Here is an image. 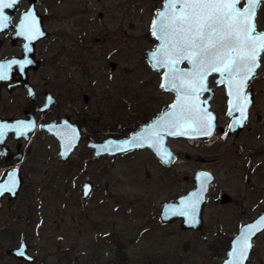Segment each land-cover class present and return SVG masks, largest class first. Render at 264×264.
Returning a JSON list of instances; mask_svg holds the SVG:
<instances>
[{"label": "rangeland", "instance_id": "374dc122", "mask_svg": "<svg viewBox=\"0 0 264 264\" xmlns=\"http://www.w3.org/2000/svg\"><path fill=\"white\" fill-rule=\"evenodd\" d=\"M102 1L84 16L70 14V2L59 10L54 0H40L50 36L37 46V57L76 63V85L83 73L90 83L81 89L89 96V110L86 113L82 97L68 106L71 120L82 123L83 136L68 161L59 158L57 140L38 129L22 142L23 185L15 200L0 199V264H29L7 253L21 236L36 258L32 264H220L238 226L264 210V174L244 166L247 133L234 144L226 140L216 147L210 139L202 144L171 138L168 144L178 160L170 167L162 166L148 149L93 157L88 141L127 137L173 99V93H164L159 85L161 72L145 60L156 41L148 23L151 0ZM97 11L105 15L101 21ZM258 25L264 26V5ZM110 61L116 63L115 70H110ZM261 62L264 69V53ZM51 65L44 64L34 80L42 75L52 83ZM262 80L257 82L259 90L264 88ZM63 105L58 114L69 113L65 100ZM212 109L224 125L221 88ZM7 164L0 160V175ZM198 170L213 173L214 190L228 192L245 206L244 212L239 214L238 203L221 207L211 201L204 206L201 233L180 229V220L161 223L160 206L190 190ZM84 181L93 184L87 199L81 193ZM247 264H264V231L255 239Z\"/></svg>", "mask_w": 264, "mask_h": 264}, {"label": "water", "instance_id": "95a60500", "mask_svg": "<svg viewBox=\"0 0 264 264\" xmlns=\"http://www.w3.org/2000/svg\"><path fill=\"white\" fill-rule=\"evenodd\" d=\"M28 7L20 15L17 26L15 27L16 33L25 39V44L22 46L23 56L21 59H2L0 60V88L2 85L8 83L7 76V62L6 61H28V65L32 61H36L34 58L35 44L48 36L42 23V16L36 9L37 0H26ZM6 3H10L11 0H5ZM19 0L11 8H4L3 14L10 17V14H6V9L13 11L16 8ZM169 0H164L163 5L158 9L154 15L151 32L156 39V43L150 50L145 53V59L150 68L156 72H161L160 76V87L164 93L172 92L173 99L169 104L168 108L161 111L152 120L147 121L140 125L139 129L133 131L129 136L122 138L107 137L99 142L88 141L87 147L93 149V157L98 158L104 155L114 156L120 155L126 152L148 149L155 158L164 167H170L177 162V154L173 152L168 144V140L171 138L181 139H200L209 138L216 127L217 116L211 109V99L214 94L215 86H223L228 101V112L230 116L234 113L237 117L230 124L229 133L232 130H238L243 126L246 119H243L239 108H244V113L247 117V110L251 101H242L244 91L246 89L247 80L242 93L238 96L236 90L229 86L227 77L222 76L220 73H211L206 77L204 81V89L199 92L192 94L188 97L189 101L203 114L211 115L210 126L197 129L195 126L188 127L186 122L180 126H173V121L169 119L168 114L173 113V105L177 104L180 100L181 93L173 89L166 79V72L168 71L165 67H159L157 61L153 58V53H158L162 45V40L159 39L157 29L153 28L154 22H160L165 16L171 11H179L180 4H176L175 9L168 7ZM247 5V0H246ZM257 12V10H256ZM256 16V15H255ZM7 22L0 23V33L6 31ZM157 33V34H154ZM264 33V31L258 32ZM1 45V41H0ZM263 54V53H262ZM261 54V56H262ZM260 56V57H261ZM260 59V58H259ZM259 63V60H258ZM186 64V66H183ZM111 68L115 67L114 63L110 64ZM181 70H191L192 65L184 60L179 64ZM258 68V67H257ZM255 69V73L256 70ZM214 76L213 86L209 85V78ZM23 82L27 85L29 94L33 93L32 87L26 82L25 71L23 73ZM164 84L165 87L161 85ZM45 108V107H42ZM242 123H238L241 121ZM37 129L35 120L33 117L22 120H9L7 118H0V159H4L5 162L9 161H20L21 153L18 151L12 153L6 145L8 134L13 135L15 141L24 140L28 141L30 134ZM38 129L44 131L49 136L54 137L58 142L59 152L58 156L62 161H68L70 156L80 146L82 136L77 124L69 122L67 119H62L60 123L50 122L39 126ZM172 132L177 133L176 135L171 134ZM213 176L209 171L198 170L192 177L193 187L187 192L177 195L174 198L165 201L159 210V221L163 224H169L173 221L180 220L179 227L182 230H196L199 231L202 228L203 210L207 200L210 185L213 182ZM23 185V178L20 174L18 166H10L6 171L0 175V199L7 196L8 201L15 200L18 197L19 190ZM93 191V184L90 181H84L81 184L82 198L87 199ZM229 197L227 194H223L219 197L218 202L226 203ZM193 205L195 206L193 208ZM186 213V214H184ZM264 231V211H261L258 215L252 218L250 221L243 223L237 234L231 239L229 243V249L227 256L222 260L220 264H247L251 256L254 241ZM248 237V247L243 257L239 256L238 249L242 244L244 237ZM9 253L19 260L26 262H34V257L27 252V244L25 237L22 236L18 247L11 249Z\"/></svg>", "mask_w": 264, "mask_h": 264}, {"label": "flooded vegetation", "instance_id": "af4514ba", "mask_svg": "<svg viewBox=\"0 0 264 264\" xmlns=\"http://www.w3.org/2000/svg\"><path fill=\"white\" fill-rule=\"evenodd\" d=\"M54 1L56 3V7L59 10L64 9L66 7L67 2H70L69 7L73 6V9L72 11H70V14H73V15H84V14L87 15L89 13H92L93 12L92 8L96 5H100V3L103 2L102 0H54ZM150 2L153 4V8L150 9L151 13H150L148 23H149L150 34L154 38L151 32L153 18H154L156 11L162 7L164 0H151ZM39 5H40V0H37L36 9L38 13L41 14L42 16L43 27L45 31H47L48 36L44 39L39 40L35 44L34 58L36 61H32L31 64L28 65V61H25V62L24 61H6L7 62L8 83L6 85H2L0 88V104L2 105L1 109L3 110L2 114H0V118H7L9 120H19V119L22 120V119L29 118L30 116L31 118L33 117V119L35 120L37 129L39 126H42L50 122L60 123L62 119H67L69 120V122L75 123L71 120V107L69 108L68 106L70 104H72L71 106L75 105V98L82 97L86 105L85 111L87 113V111L89 110V108L87 107V104L89 102V96L86 93L81 92V89H86L90 87L88 78L86 77V74L84 73L80 74V76L82 75V77H80V80L78 81V85H76L75 81L77 78L75 77V68H74V65L76 63H70L69 61H42V58L37 57V54H36L37 46L43 43L45 40H47L48 37L50 36L49 31L46 29V22H47L45 19L46 15L44 14V12L39 11ZM263 5L264 3L260 4V6L257 9L256 16H255V26H256L257 32L264 31V26L260 27V25H258V18L262 11ZM245 6H246V0H240V4L238 5V7L243 9ZM27 7H28V2L26 0H19L18 4L16 5V8L13 11L6 9L5 13L10 14V17H8L6 31L0 33V41H1L0 60L2 59L9 60L12 58L14 59L22 58L23 56L22 46L25 44L26 41L24 38L19 36L18 33H16L15 27L17 26L21 13L25 11ZM104 17L105 15L103 14L102 11L96 12V18L99 21H101ZM79 22H80V25L84 24L81 20ZM155 43L153 44V46L155 45ZM2 50H4L3 53H2ZM262 56L259 59V67L257 68L256 73L247 81L246 89L243 94L244 98L242 101H246V102L251 101L248 107V110H247V113H248L247 119L245 123L243 124V126L239 128L238 130H232L229 133L230 124L234 120V118L237 117V114L234 113L230 116L227 114L228 101H227L225 89L223 86H219V87L215 86L214 94L211 99V109H212V103L214 100L215 92L218 88H221L224 93V109H225V116H226L225 123L223 125L224 121L221 119V115L212 109L215 115L217 116L216 127H215L213 134L209 138H200L196 140L202 142V144L203 143L205 144V142H207L210 139L212 144L215 145L216 147V145L219 144V142H223L226 140H231L232 144H234L242 136L243 133L245 134L247 133L248 138L246 140L245 145H247L248 148L246 150V154L244 155V159L246 160V163H244V166H246V168H248L249 170L255 171L256 169V171L263 172L264 174V88H260V90L257 89L258 87L257 82H259V80L261 79L264 80V69H263V65L261 62ZM49 62L52 64L51 67L54 71V74L52 77V83L49 82L50 81L49 79H44V76L42 75L37 81H35L34 80L35 74L39 73L44 67V64H47ZM111 63L115 64L114 68H111L110 66ZM108 65H109L110 70H115L116 68L115 62L110 61ZM183 66H186V64H184ZM24 71L26 74V82L32 87L33 93L31 94H29L27 85L25 86L24 84H22L24 80L23 79ZM213 80H214V76H211L209 78V85L211 86L214 85V84L213 85L211 84V82L213 83ZM262 87H264V84L262 85ZM76 88H78L77 92H76ZM64 100H65V104L67 105L66 109L68 110L69 108V113L58 114L59 111L57 110H61L62 108L65 107L63 105ZM42 107H45V108H42ZM256 107L258 111L253 112V110ZM77 126L81 133L82 123L77 124ZM37 129L35 131H37ZM31 136L32 134H30L29 140L31 139ZM10 140H14L12 134H8L7 136L8 144ZM191 140L194 141L193 139ZM7 141H6V145L10 149V151L12 153H16L19 151L21 153L22 158L20 161L5 162L4 159H0V160H3L5 163H8L7 165H5V166H8V168L10 166L15 165V166H18L20 170V166L22 165V161L24 158V151L22 149L23 148L22 142L24 140H18V141L14 140L15 142L9 144V146L7 144ZM82 141H83V136H82ZM239 143L242 144L241 139L239 140ZM261 144H263L262 147H261ZM11 146H14V149H11ZM199 160L200 161H208V160L217 161V158L215 157L214 159H206V158L200 157ZM259 166H262V167L259 168ZM211 174L214 180L212 184L210 185L205 205H207L211 201H214V204H216L217 206L220 205L221 207H224V206H227L233 203H238L239 204L238 206L240 207L239 214H242V212H244L245 210V206L242 205L241 202H237L236 198L231 197L230 194L226 191H223V190L215 191L214 190L216 177L213 173ZM187 191L188 190H186L185 192ZM223 194H227L229 197V200L226 203L218 202L219 197ZM202 220H203V215H202ZM243 223L245 222H242L240 226ZM203 226H204V223L201 229H203ZM240 226H238L237 232ZM201 229L199 231H196V230H190V231L201 233L200 232ZM11 249H14V248H11ZM11 249L7 251V253L10 256H12L9 253ZM27 252L29 253L28 244H27ZM12 257L15 258L14 256ZM15 259L20 262H25L29 264H32L36 261L35 257H34L35 259L34 262H26L23 260H19L17 258Z\"/></svg>", "mask_w": 264, "mask_h": 264}, {"label": "snow or ice", "instance_id": "6c2138e0", "mask_svg": "<svg viewBox=\"0 0 264 264\" xmlns=\"http://www.w3.org/2000/svg\"><path fill=\"white\" fill-rule=\"evenodd\" d=\"M16 2L0 0V23L8 22L3 9ZM262 3L264 0H247L241 9L240 0H169L170 9H175L176 4H180V9L166 16L161 14L164 19L154 22L153 28L163 43L153 58L159 67L168 69V84L181 93L178 103L172 106L175 111L168 114L174 127L186 122H190L188 127L197 129L210 126L211 115H203L188 97L204 89V81L211 73L226 76L236 94L242 93L264 53V33H258L255 26L256 10ZM184 60L192 65L191 70L179 69ZM238 110L246 119L244 108ZM247 241L245 236L238 249L241 257L250 247Z\"/></svg>", "mask_w": 264, "mask_h": 264}]
</instances>
